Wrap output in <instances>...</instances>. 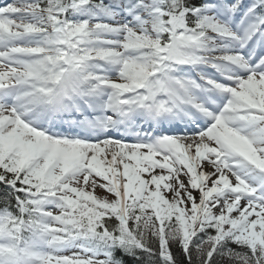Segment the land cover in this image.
Masks as SVG:
<instances>
[{"label":"snow or ice","instance_id":"6c2138e0","mask_svg":"<svg viewBox=\"0 0 264 264\" xmlns=\"http://www.w3.org/2000/svg\"><path fill=\"white\" fill-rule=\"evenodd\" d=\"M0 264H264V0H0Z\"/></svg>","mask_w":264,"mask_h":264},{"label":"rangeland","instance_id":"374dc122","mask_svg":"<svg viewBox=\"0 0 264 264\" xmlns=\"http://www.w3.org/2000/svg\"><path fill=\"white\" fill-rule=\"evenodd\" d=\"M100 190L99 189H97V192H99Z\"/></svg>","mask_w":264,"mask_h":264}]
</instances>
